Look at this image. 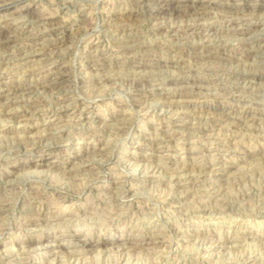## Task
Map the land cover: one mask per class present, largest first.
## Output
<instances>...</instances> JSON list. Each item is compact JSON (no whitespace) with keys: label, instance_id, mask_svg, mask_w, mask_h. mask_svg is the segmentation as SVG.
I'll return each mask as SVG.
<instances>
[{"label":"rangeland","instance_id":"obj_1","mask_svg":"<svg viewBox=\"0 0 264 264\" xmlns=\"http://www.w3.org/2000/svg\"><path fill=\"white\" fill-rule=\"evenodd\" d=\"M263 116L264 0H0V264H264Z\"/></svg>","mask_w":264,"mask_h":264},{"label":"bare ground","instance_id":"obj_2","mask_svg":"<svg viewBox=\"0 0 264 264\" xmlns=\"http://www.w3.org/2000/svg\"><path fill=\"white\" fill-rule=\"evenodd\" d=\"M239 6V5H238ZM9 40V39H8ZM42 59V58H41ZM264 117V116H263ZM92 162H93V160H92ZM27 172V171H26ZM177 172V171H176ZM33 174V173H32ZM174 177V176H173ZM28 178V177H27ZM99 179V178H98ZM83 192V191H82ZM126 193H127V191H126ZM12 194V193H11ZM13 202V201H12ZM0 210H1V208H0ZM5 211V210H4ZM29 212V211H28ZM8 218V217H7ZM19 224V223H18ZM39 226V225H38ZM58 235V234H57ZM136 235V234H135ZM76 236V235H75ZM239 237V236H238ZM78 238V237H77ZM81 239H83V238H81ZM78 240H80V237L78 238ZM216 245V244H215ZM179 246V245H178ZM208 246V245H207ZM240 251V250H239ZM69 252V251H68ZM130 256V255H129ZM213 256V255H212ZM57 259V258H56ZM192 259V258H191ZM128 260V259H127ZM250 260V259H249ZM130 261V260H129ZM79 262V261H78ZM187 262V261H186ZM177 263V262H176Z\"/></svg>","mask_w":264,"mask_h":264}]
</instances>
